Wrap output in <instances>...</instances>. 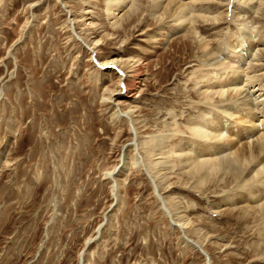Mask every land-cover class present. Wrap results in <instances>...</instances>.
I'll use <instances>...</instances> for the list:
<instances>
[{
  "label": "rangeland",
  "instance_id": "1",
  "mask_svg": "<svg viewBox=\"0 0 264 264\" xmlns=\"http://www.w3.org/2000/svg\"><path fill=\"white\" fill-rule=\"evenodd\" d=\"M201 1L197 4L229 15L236 6L243 7L236 0L229 6L227 0ZM107 4L108 0H0V264H208L207 259L212 264H264L257 248L263 220H255L253 213L244 216L238 208L244 203L225 205V182L194 187L196 180L181 167L176 147L169 153L176 166L164 181L157 178V169L150 170L167 205H179L182 222L187 220L186 233L174 227L144 171H121L117 195L113 191L105 174L117 166L119 170L125 157L132 162L135 150L128 149L136 136L128 119L117 121L115 106L105 100L120 88L118 68L99 73L90 59L91 49L77 34L93 46L101 43V61H146L136 98L121 96V110L135 111L140 139L177 131L170 113L197 115L200 110L192 105L207 102L205 93L214 96L207 88L214 81L205 78L203 88L192 84L193 71L200 75L208 67L194 65L202 51L197 38H182L187 27L174 29L177 24L171 18L160 23L148 6L132 23L116 29L111 24L115 11ZM250 7L241 10V16L249 12L250 28L229 16L220 24L204 25L209 29L202 39L210 36L217 45L225 35L238 37L240 29L264 32V11L254 17ZM73 19L76 32L71 30ZM232 58L224 60L230 74L251 66L249 71L263 72L252 57ZM259 78L257 83H264V77ZM232 87H226L229 97L238 94H231ZM236 111L234 115L241 114ZM231 119L240 124V118ZM226 134L238 140L227 130ZM185 135L169 140L167 148L187 141L188 132ZM229 191L236 195L238 190ZM96 235L97 240L87 243ZM186 237L203 249L188 244Z\"/></svg>",
  "mask_w": 264,
  "mask_h": 264
},
{
  "label": "bare ground",
  "instance_id": "2",
  "mask_svg": "<svg viewBox=\"0 0 264 264\" xmlns=\"http://www.w3.org/2000/svg\"><path fill=\"white\" fill-rule=\"evenodd\" d=\"M199 1L204 2L201 0H188V2L181 0H108L107 5L109 10L113 12L119 11L118 13H112L114 16L112 17L113 22L111 24L116 29H121L125 25L132 23L134 19L146 11L148 6L151 7L152 15H155L160 23L164 24L166 19L171 18L177 24L174 29L187 27L182 38H197L195 40L198 41H195V43L197 47L199 45L202 51L201 56L194 60L197 62L194 65L203 68L208 67L204 70L201 69L203 71H200V75L193 71L191 75L196 76V78L192 84H195V86L202 84L199 88H203V85L207 84L205 83V78H207L206 81H214V83L207 84V88H212L214 96L217 95L220 97L219 101H213L214 96L205 93L202 97L207 102L200 100L199 105L191 104L195 110H200L197 115L193 114L185 117L183 112L181 114L175 111L170 113L172 121L170 124H173L178 130L171 135L168 132L162 133L158 136V139H155L157 137L156 135H150L145 139H140L138 128L135 125L138 120L133 117L135 111L133 109L128 111L121 110V106L124 103L121 96L125 95L130 99H135L140 89L139 83L142 82L141 77L145 72L146 61L144 58V61H141V59L135 60L134 58H112L101 61L98 58L97 51V46H100L101 43L97 42L93 46L81 34H77V38H81L84 44L91 49L92 55L90 59L98 65L99 73H102V70L109 71V69L118 68L116 70L120 74V88L113 90L105 100L110 101L115 106L114 118L117 121H122L125 118L128 119V122L132 124L131 128L134 130L133 133L136 136L129 145L130 147L128 146L129 149L127 148L128 151L131 147L135 150L132 162L130 160L128 161V157H125L119 170L117 166L105 175L113 182L112 188L117 195L119 186L118 175L121 171H129V168L131 169L133 167L147 173L155 189L156 196L161 201L164 212L171 217L174 227L186 233L185 231L188 226L187 220L185 219L182 222L184 215H180L182 211L178 207L179 205L173 209L167 205L159 190L160 183H158L156 177L153 176L150 170L153 168L157 169V178L163 179L162 181H164L176 166L173 158L171 159V154H169L173 152V147H176L175 154L177 153L178 155L181 167L183 170H186L185 173L190 175L191 179L196 180L194 187L198 184L206 187L214 181L225 182V185L228 183L229 186L226 187L224 185L222 187L226 190L223 191L224 195H222L224 199L223 203L225 205H227V202L244 203V205L238 207L243 209L244 216L252 215L251 213H253L254 218H256L255 220H263L261 223L263 224V228H260L259 237L261 243L258 244L259 247L257 246V248L259 250L258 257L264 259V83H257L260 79L259 77H264V32L261 30H250L246 32V30L240 29L241 31L238 37L233 38L234 35L231 36V34L225 35L217 45H213L212 39L207 38L210 36H207L205 38L206 40L202 39V34L205 30L209 29L205 27L206 25L214 26L220 24L223 19L229 16H231L229 17L230 21H243L241 23L242 26L247 28L248 24H250V14L248 12L245 16H241V10L252 4V7L249 9L253 11L254 17H257L260 12L264 11V0H236L243 4V7L236 6L231 11V15L221 11H214L210 6L205 7V5H199L197 4ZM227 1V5L229 6L235 0ZM204 8L206 9L204 10ZM86 12L90 13L91 11ZM73 22V26L71 24V30L74 29L76 32V22L74 19ZM89 25L95 26L92 22ZM160 25V29L162 30L164 27L162 24ZM248 27L250 28V26ZM133 28L136 29L137 25ZM252 48H255L254 50L257 49V51L253 53V51H250ZM248 51L251 54L245 53ZM233 55L242 61L252 57V62L263 72L259 75L252 70L249 71L253 68L251 66L249 70L247 69L243 73L238 72L237 69L230 70L232 72L230 74L226 70L229 66L225 65L226 62L224 60L228 59V62L233 60ZM248 55H250L249 58H247ZM229 85L233 86L231 94L232 92L238 93L234 97L228 96L230 91L226 87ZM207 88H204V91H207ZM1 97L2 91H0V100ZM236 110H239L241 114L234 115L237 112ZM189 112L191 113V111ZM231 116L240 118V124L233 121ZM180 119L182 121L184 120V127L180 125ZM165 126L167 127L168 123ZM185 130L188 132L190 138L187 141L181 139L178 145L172 143V147L169 146L170 151L167 148V145L170 144L169 140L172 141L176 137L186 136L185 133L187 132ZM226 130L236 135L238 140L226 134ZM141 149L152 159L145 158V153L143 155ZM195 150L198 153L195 154ZM161 171H163V176L158 175V172ZM230 186L233 191L238 190L235 192L236 195L231 194L232 192L229 193V190H231ZM252 202L255 205H251ZM100 232L101 227L98 228V233ZM97 235L89 239L87 243L90 244L97 240ZM185 240L188 244L199 250L203 249L200 243L187 237ZM81 256L84 259V253H81ZM207 260L208 264H212L211 259Z\"/></svg>",
  "mask_w": 264,
  "mask_h": 264
}]
</instances>
